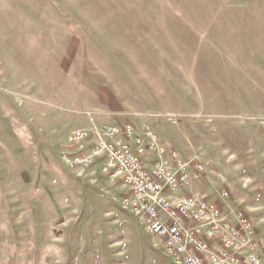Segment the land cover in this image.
I'll return each instance as SVG.
<instances>
[{"label":"rangeland","instance_id":"374dc122","mask_svg":"<svg viewBox=\"0 0 264 264\" xmlns=\"http://www.w3.org/2000/svg\"><path fill=\"white\" fill-rule=\"evenodd\" d=\"M91 117L197 156L177 193L264 233V0H0V264H173L123 189L62 163Z\"/></svg>","mask_w":264,"mask_h":264},{"label":"built area","instance_id":"2783aa9c","mask_svg":"<svg viewBox=\"0 0 264 264\" xmlns=\"http://www.w3.org/2000/svg\"><path fill=\"white\" fill-rule=\"evenodd\" d=\"M69 131L60 159L77 177L98 176L109 191L119 193L122 207L140 220L153 236L163 240L173 264H264V233L246 211L211 201L194 191L176 194L205 174V165L180 161L177 153L158 146L149 126L138 130L133 122ZM95 181V180H94ZM229 191L220 192L221 198ZM181 196V197H180Z\"/></svg>","mask_w":264,"mask_h":264},{"label":"crops","instance_id":"0c3cea01","mask_svg":"<svg viewBox=\"0 0 264 264\" xmlns=\"http://www.w3.org/2000/svg\"><path fill=\"white\" fill-rule=\"evenodd\" d=\"M254 3H256V1L254 2ZM253 3V4H254ZM252 7V6H251ZM67 8V7H66ZM68 8H79V6H76V5H70V7H68ZM240 19H236V20H234V23L236 24V25H239V24H241V22H246L247 20H248V16L247 15H243V16H240L239 17ZM232 21V20H231ZM84 22H85V20H84ZM176 194H178V193H176ZM179 195V194H178Z\"/></svg>","mask_w":264,"mask_h":264}]
</instances>
